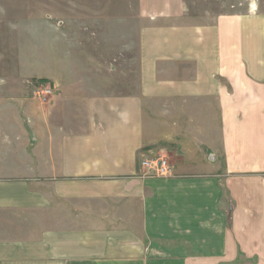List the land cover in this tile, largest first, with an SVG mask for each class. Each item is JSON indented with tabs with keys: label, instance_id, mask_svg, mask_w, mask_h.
Wrapping results in <instances>:
<instances>
[{
	"label": "crops",
	"instance_id": "1",
	"mask_svg": "<svg viewBox=\"0 0 264 264\" xmlns=\"http://www.w3.org/2000/svg\"><path fill=\"white\" fill-rule=\"evenodd\" d=\"M244 1L193 24L186 0H134L70 35L69 57L61 35L37 69L3 54L0 211L16 230L0 243H39L45 264L264 257V8ZM36 75L53 82L47 102ZM161 150L168 178L141 167Z\"/></svg>",
	"mask_w": 264,
	"mask_h": 264
},
{
	"label": "rangeland",
	"instance_id": "2",
	"mask_svg": "<svg viewBox=\"0 0 264 264\" xmlns=\"http://www.w3.org/2000/svg\"><path fill=\"white\" fill-rule=\"evenodd\" d=\"M259 4L260 7L264 8V0H259ZM247 6L244 0H186V20L193 24L212 23L215 21V17L213 14L206 13L208 11L212 13H225L233 10L245 11L248 8ZM133 7L134 0H118V2L117 0L115 2H111V0H0V60L4 58L3 54L7 55L8 64L17 63V60L21 62L30 60V64L32 63L30 69L32 66L33 69H37V63L52 61L55 53V42H58L55 40L60 35L63 39L62 54L67 51L65 57H69L70 35L81 34L85 37L87 28H95L99 31V27L101 28L105 24L108 27L113 26L118 20L108 19V17L124 11L128 16ZM76 11L83 14L82 19H73ZM86 14L89 17L86 18ZM44 20L45 26L43 25ZM77 21L81 26L77 27L80 28L75 27ZM54 25L59 27L60 32L54 29ZM133 26V20L127 19V23L122 28L127 32ZM110 30L114 32L112 29ZM110 38H115L117 41L118 36L111 35ZM40 40L44 41L40 42ZM128 41L133 44V36H130ZM44 83L53 84L52 80L40 78L37 75L31 76L29 78L30 92L34 94L33 89ZM164 154L169 157L164 150L154 153V155ZM6 217L7 212L5 210L0 211V238L7 235L9 237L8 232L16 230V228L7 229ZM229 228L232 229L231 226ZM39 245V243H28L26 244L28 248H25L21 243L7 244L1 242L0 252L3 257H0V264H7L8 262H22L23 264L52 263L53 260L50 258H38L40 254L38 252ZM260 254L241 252L238 257L231 258L229 255H233V253L227 252L219 259L209 256L205 260H198V264H264V257H260ZM7 255H20L23 258H9ZM189 262L190 264H197L196 259L191 258Z\"/></svg>",
	"mask_w": 264,
	"mask_h": 264
},
{
	"label": "built area",
	"instance_id": "3",
	"mask_svg": "<svg viewBox=\"0 0 264 264\" xmlns=\"http://www.w3.org/2000/svg\"><path fill=\"white\" fill-rule=\"evenodd\" d=\"M37 97L47 102L54 93V88L51 84H41L34 90ZM141 167L148 175L168 178L173 175V166L170 158L167 155L145 156L141 160Z\"/></svg>",
	"mask_w": 264,
	"mask_h": 264
}]
</instances>
